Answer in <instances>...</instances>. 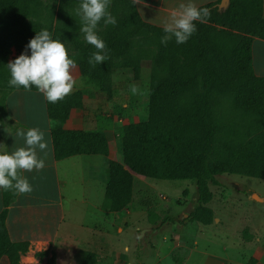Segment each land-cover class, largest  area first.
<instances>
[{
  "label": "trees",
  "instance_id": "obj_1",
  "mask_svg": "<svg viewBox=\"0 0 264 264\" xmlns=\"http://www.w3.org/2000/svg\"><path fill=\"white\" fill-rule=\"evenodd\" d=\"M117 1L127 11L121 27L107 34L106 48L124 61L125 68L137 69L140 59L149 61L151 80L147 121L118 128L122 158L109 163L102 209L115 213L131 203L133 174L191 180L197 197L182 221L209 225L213 212L206 204L212 198L209 187L220 186L217 177L236 174L264 179V76L254 72L251 52L253 37L264 40L263 0H229L221 10L218 2L199 7L207 8L208 15L194 21L196 31L181 44L174 38L162 44L163 28L144 22L133 0ZM78 5L76 0H61L51 31L50 25L38 21L40 0H0V82L5 87L0 125L10 92L37 90L8 84V48L14 47L17 55L26 51L28 40L42 28L59 37L61 18L66 15L72 21L75 14L70 18L68 10ZM143 41L153 49L142 51ZM91 53L80 47L68 56L75 60L81 77L97 90L110 92L111 61L90 64ZM83 95L74 90L55 103L46 100L56 161L110 152L103 132L64 128L70 114L83 108ZM18 172L22 175L21 169ZM17 194L2 189L0 259L6 257L9 264H22L20 257L29 248L28 242L11 241L5 223ZM47 255V251L35 253L40 260ZM56 261L52 254L46 264ZM79 264H99V255L84 251Z\"/></svg>",
  "mask_w": 264,
  "mask_h": 264
},
{
  "label": "rangeland",
  "instance_id": "obj_2",
  "mask_svg": "<svg viewBox=\"0 0 264 264\" xmlns=\"http://www.w3.org/2000/svg\"><path fill=\"white\" fill-rule=\"evenodd\" d=\"M60 1L40 0L42 7H40L38 21L50 25L51 31L54 29L53 24H55L54 21ZM76 1L79 3V0ZM76 8L68 10L70 18L75 14V17H72V21H68L66 15L61 18L58 30L59 38L64 42L68 55L73 54L80 47H84L91 52L97 51L93 45L85 41L83 33L80 32L81 21L79 16L76 15ZM108 11L117 18V23L115 25H106L102 19L98 22L96 28L98 36L103 39L105 45L107 34L121 27L127 10L123 5L119 6L117 0H110ZM151 19L154 20L153 18ZM69 36L71 38L66 39ZM140 45L142 51L153 49V46L147 41H143ZM8 50V61L18 56L14 47H9ZM109 50L106 48L107 58L99 65L104 64L106 61H111L110 79L108 80V84L110 82V92L97 90L93 84L79 75L76 67L70 68L74 79L71 91L81 90L84 92L83 101L89 114L87 118L93 120L92 123L83 124L84 127L81 129L105 131L111 142L112 159L118 161L119 156H122L121 140L117 136L118 128L125 124L144 122L148 119L151 63L140 59L138 60L137 69L125 68L124 61L113 51ZM260 62L263 63V61ZM133 85L137 88L135 93L130 90ZM3 88L5 87L0 82V97L3 90H5ZM25 94L26 96H33L32 93ZM26 96L21 94L17 100L18 95L13 93L9 98V102L11 104L18 102L20 99L26 101ZM10 110L21 120H23L22 116L24 115L26 120L31 121L32 112L31 110L30 112L28 111L26 103L18 105L17 108L11 106ZM37 114H39L38 111ZM82 158L84 160L83 166L89 167L86 161L88 157L84 156ZM94 158L98 162L100 157ZM97 165L95 163L93 166ZM75 167L78 166L75 165ZM83 171V175L86 176L88 169L84 168ZM78 172L74 171L71 174L75 175ZM60 175L62 176V174ZM102 176L106 182L107 172L105 171ZM133 178L136 212L147 217L150 227L144 228L138 224L135 225L136 231L134 229L130 231L128 228L118 231V228L122 226L119 223V217L117 218V223L112 221L108 229L110 233L108 238H110L111 245L116 251L110 253L106 246L101 244L102 241L97 242L99 245L94 249L95 251L97 250L99 255V264H170V260L176 262L184 257L187 250L182 243H187V241L191 245H193V241H197L198 250L213 252L216 249L214 247L215 242L218 239L226 238V236L213 235L212 232L217 233L219 231L222 234L229 235V228L233 229L232 232H234L231 234V242L238 239L248 242L246 248L252 255L247 256V264H255L260 254L263 255L262 263H264V179L236 174H224L217 177L220 186L209 187L212 198L206 204L213 212L212 222L209 225H204L199 221H185L183 226H181L177 221H182V219L189 216L197 197L194 182L191 180L154 179L136 174L133 175ZM104 187L105 183L101 187L103 199ZM42 192L43 189L40 186L32 185L31 192L23 193L32 195V198L29 199L31 203L29 211H32L33 219L30 222L31 225L36 224L44 217L43 212L45 210L42 208L45 205L38 198L33 197V195L39 196ZM66 193H69L67 188ZM254 195L257 196V199L253 197ZM24 206L26 205H22L18 209L22 211ZM64 216L67 222L75 226H82L85 229L91 228L102 239L103 229L107 225V220L103 219L97 210L94 213L91 206L70 203V209ZM26 217L27 215L20 214L13 216L14 219L10 222V230L12 229L13 233L14 230H21V233L27 232L30 234V223L27 221L19 222ZM164 219H168V222L161 224ZM140 222L141 226H143L142 221ZM199 229L205 230V232L199 235ZM182 230L190 233L191 236L184 235ZM179 233L183 236H179ZM186 237L189 238L186 239ZM176 244H178V247L174 248ZM254 250L258 253L255 254ZM83 252V249L64 251L59 260L70 259L71 261L68 264H79ZM197 256L198 253H193V258ZM24 261L28 262L27 259ZM42 262L44 263L45 260ZM59 264L65 263L60 262Z\"/></svg>",
  "mask_w": 264,
  "mask_h": 264
},
{
  "label": "crops",
  "instance_id": "obj_3",
  "mask_svg": "<svg viewBox=\"0 0 264 264\" xmlns=\"http://www.w3.org/2000/svg\"><path fill=\"white\" fill-rule=\"evenodd\" d=\"M135 2L137 11L141 19L157 27L163 28L164 25L170 22L171 14L174 10L178 8L179 0H133ZM219 4L220 0H195L196 6L199 8L201 6L217 3ZM262 15L264 18V0H263V9ZM155 14V15H154ZM153 18L154 20H152ZM252 65L254 72L258 76H264V40L253 37L252 38ZM260 61H263L261 63ZM74 91V90H73ZM71 91V92H73ZM69 92V93H71ZM13 93L18 95V98L21 94L32 93L33 96H26V101L19 100L18 102H13L10 104L9 98ZM26 103L28 111L32 112V118L26 120L23 117V120L18 118L13 112H11L10 107L14 106L17 108L18 105ZM14 110V109H13ZM12 110V111H13ZM37 111L39 114H37ZM89 115L86 111V106L83 101V108L81 110H74L66 123L64 128L67 130H84V131H95L83 128V124L92 123L93 120L87 118ZM33 121V122H32ZM34 126L38 127L44 131V139L49 141L48 148L40 151H37V156L40 159H43L44 166L40 169H35L31 171L23 170L22 176L27 177L31 185L40 186L43 189V192L39 196H34L38 198L45 207L42 209L44 217L36 222V224L31 225L32 211H29L31 203L29 201L32 198L30 194L18 193L15 201L9 206L8 213L6 217V227L9 234V237L12 242H28L29 248L28 251L21 255L20 262L22 264H46L47 258H50L52 254H55L58 260L56 264L65 263L68 264L71 260H59L62 257L64 251L80 250L92 251L97 253L94 248H96L99 241H102V245L112 253L114 248L110 241L109 227L110 224L119 223L122 225L118 228V231H122L123 228H128L137 230L135 225L140 224V227L148 228L150 224L147 221V217L143 214H138L135 209V192L133 190L131 203L122 209L119 212H106L102 209L103 197L101 194V187L104 186V177L102 176L105 171L107 172L109 163L114 161L112 159L111 150L107 156H85L87 164L89 167H84V156H73L66 158L64 160L56 161L54 158L52 140L50 136L51 122L48 118L46 111V98L43 94L37 90L34 91H23V90H14L10 92L6 98V112L3 116L1 125H0V150H7L11 152L18 146L23 145V139L15 135L16 130L27 129ZM91 128V127H89ZM105 135V131L103 132ZM106 138L109 142L111 148V142L109 136L106 135ZM94 157H100L99 161L96 162ZM117 159L120 162V159ZM68 162V163H67ZM97 163V166H93ZM77 165L78 167H75ZM88 169L87 175L84 176L83 169ZM78 169V170H76ZM61 170V171H60ZM74 171H79L75 175L71 173ZM62 174V176L60 175ZM134 175V174H133ZM102 185V186H101ZM66 188L69 190V193H66ZM133 188H134V178H133ZM101 195V197H100ZM0 211L2 210V189H0ZM70 203L85 204L91 206L94 210L99 212V215L103 219L107 220V225L104 226L102 239L99 235H96L91 228L85 229L84 227L75 226L70 222L65 220V213L70 209ZM22 211L19 210L20 206ZM27 215L26 218L20 220L19 222H29L31 227L29 228L30 234L27 232L21 233V230H10V222L13 221V216ZM46 216V218H45ZM45 218V219H44ZM183 220V219H182ZM143 226H141V222ZM179 225L183 226L185 221H177ZM218 224V223H217ZM90 226V225H89ZM182 229V228H181ZM139 230V229H138ZM233 229L229 228V235L222 234L219 231L212 232L213 235L218 234L219 236H226L224 239H218L215 242L213 252H207L206 250H198V242L193 241V245L189 243L186 239L182 243L183 247L187 250L186 254L181 260L173 262L170 260V264H247V256L252 255L250 251H247V243L245 241H240L239 239L231 242V234ZM183 234L189 236L190 233L183 231ZM205 230L199 229V235L204 233ZM179 236L181 233H179ZM191 236V235H190ZM178 247V244L174 246ZM127 250V248H126ZM48 252V257L39 259L35 256L37 252ZM116 251V250H115ZM114 251V252H115ZM255 254L258 252L254 250ZM193 253H198V256L193 258ZM262 254H260L259 259L255 264H264L262 263ZM6 259V260H5ZM28 260L26 263L24 260ZM45 260L43 263L42 261ZM193 261V262H192ZM0 264H9L6 257L0 259Z\"/></svg>",
  "mask_w": 264,
  "mask_h": 264
},
{
  "label": "clouds",
  "instance_id": "obj_4",
  "mask_svg": "<svg viewBox=\"0 0 264 264\" xmlns=\"http://www.w3.org/2000/svg\"><path fill=\"white\" fill-rule=\"evenodd\" d=\"M109 3L110 0H79L75 10L85 41L97 49L88 58L90 64L98 65L107 58L105 42L98 36L96 28L102 19L106 25L117 23V18L108 11ZM207 15L208 9L198 8L195 0H179L170 22L163 27L161 43L166 44L173 38L177 44L186 42L196 31L194 21H202ZM25 49L6 64L8 84L25 89L35 86L48 102L63 99L73 88L70 68L76 63L68 56L64 42L59 37L53 38L46 28H42L28 40ZM130 90L135 93L137 88L133 85ZM15 135L23 139V145L11 152L0 151V189L28 193L32 191V185L18 170L42 168L44 161L38 158L37 151L47 149L49 141L44 139L45 133L38 127L18 128Z\"/></svg>",
  "mask_w": 264,
  "mask_h": 264
},
{
  "label": "water",
  "instance_id": "obj_5",
  "mask_svg": "<svg viewBox=\"0 0 264 264\" xmlns=\"http://www.w3.org/2000/svg\"><path fill=\"white\" fill-rule=\"evenodd\" d=\"M229 0H220L219 4H218V9H226L228 6ZM255 199H257V196H253Z\"/></svg>",
  "mask_w": 264,
  "mask_h": 264
}]
</instances>
